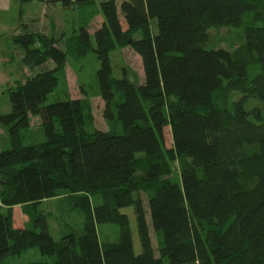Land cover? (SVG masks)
Wrapping results in <instances>:
<instances>
[{
	"label": "trees",
	"instance_id": "obj_1",
	"mask_svg": "<svg viewBox=\"0 0 264 264\" xmlns=\"http://www.w3.org/2000/svg\"><path fill=\"white\" fill-rule=\"evenodd\" d=\"M60 1L64 8L93 3ZM256 2L99 0L103 22L94 47L83 26L67 50L76 59L95 55L103 119L119 132L88 134L79 100L45 105L58 88L65 53L53 38L26 32L15 39L25 68L48 61L54 68L11 91L10 112L0 116L10 143L0 151V262L38 250L50 258L38 264H264V0L261 8ZM249 13L253 23L238 50L210 47V30L240 29ZM118 48L140 58L141 85L113 77L109 55ZM251 64L261 70L253 78ZM220 91L240 97L230 108L219 107L214 97ZM30 118H39L45 140L25 147L22 132ZM166 126L173 147L164 151ZM178 159L190 163L181 185L168 179V163ZM60 192L82 195L79 234L55 242L45 224L14 229V207H36ZM141 194L149 196L150 225L162 238L158 257ZM126 208L135 215L138 253L127 232L114 243L98 238L99 225H127Z\"/></svg>",
	"mask_w": 264,
	"mask_h": 264
},
{
	"label": "rangeland",
	"instance_id": "obj_2",
	"mask_svg": "<svg viewBox=\"0 0 264 264\" xmlns=\"http://www.w3.org/2000/svg\"><path fill=\"white\" fill-rule=\"evenodd\" d=\"M52 1V0H49ZM93 3L76 5L68 8L62 6V2L53 1L46 8L42 1H32L24 5V12L27 17L31 15V22L21 26L19 35L11 38L0 39V116L10 112L9 93L16 90L27 78L46 70H52L54 65L48 61L40 68L29 70L21 63L23 52L15 44V39L23 33L39 35L47 40L53 38L65 53V66L56 76L58 78V88L47 96L45 105L59 101L79 100L86 116L84 130L88 134L94 131L119 132L116 123H107L103 119V102L100 99L96 74L100 64L95 55L91 52L85 58L76 59L67 50V42L83 26L90 34L91 44L94 47V32L100 28L103 18L99 10V0ZM89 3V4H88ZM121 0H118L119 4ZM258 8L262 7V0L255 3ZM14 18V13L12 15ZM120 22L124 26L120 16ZM253 23V14H247L244 18L243 27L240 29L219 28L209 31L210 47L215 49H226L234 53L243 45L244 29ZM24 27V30L22 28ZM152 32L155 30L152 25ZM139 33L133 37L137 39ZM41 42H37L32 48H39ZM112 75L115 79L125 77L135 86L143 83V70L140 58L131 48L116 49L109 55ZM261 72L255 64L249 66L250 78ZM240 94L220 91L214 97V103L219 107L230 108ZM253 102L248 100V106ZM166 114L167 110L165 109ZM45 140L44 133L40 126L39 118H30V127L22 132L23 146L29 147ZM173 147L170 127L164 129V151ZM10 149L9 138L6 130L0 128V151ZM190 163L184 159H178L174 163H168L170 174L168 179L181 185V177L186 169L190 168ZM201 175V174H199ZM81 194H71L60 192L58 195L47 201L41 202L36 207L31 205L17 206L13 208L14 229L34 231L36 227L45 224L49 234L55 242H59L62 237L76 233L79 234L83 227V216L80 212L78 199ZM149 197V196H148ZM148 197L141 194L146 219L149 227L151 246L155 257L159 256L162 248V238L160 234L154 233L150 221L147 207ZM91 204L99 205L100 199L91 196ZM4 211V209L2 210ZM127 217L128 223L125 227H118L110 224L99 225L97 227L98 238L101 243H114L119 240L123 232H127L131 238L133 250L140 252V242L137 235L136 219L132 208L121 211ZM50 262V258L42 256L38 250H27L17 255H11L3 259L0 264H38Z\"/></svg>",
	"mask_w": 264,
	"mask_h": 264
},
{
	"label": "crops",
	"instance_id": "obj_3",
	"mask_svg": "<svg viewBox=\"0 0 264 264\" xmlns=\"http://www.w3.org/2000/svg\"><path fill=\"white\" fill-rule=\"evenodd\" d=\"M39 1H42L46 8L50 5L49 2H51L49 0ZM30 2L22 3L19 0H0V39L2 37L8 39L19 35L17 33L20 27L31 22V15L27 17L23 10L24 5ZM13 13L14 18H12Z\"/></svg>",
	"mask_w": 264,
	"mask_h": 264
}]
</instances>
